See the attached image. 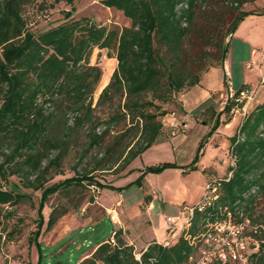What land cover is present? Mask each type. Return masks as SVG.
I'll return each instance as SVG.
<instances>
[{"label":"trees","instance_id":"16d2710c","mask_svg":"<svg viewBox=\"0 0 264 264\" xmlns=\"http://www.w3.org/2000/svg\"><path fill=\"white\" fill-rule=\"evenodd\" d=\"M32 1L0 0V179L17 175L24 186L41 188L36 227L29 240L36 246L35 264H46V252L38 236L44 223L49 229L58 218L53 208L45 221L42 210L48 196L62 188L82 184L84 180L101 188L121 190V186L99 183L90 173L115 166L125 168L160 142L161 117L167 113L161 103L173 100L176 93L199 83L200 76L188 65L190 55L185 41L197 4L205 0H98L106 7L120 10L130 24L105 25L87 16L74 18L71 6L62 11L61 22L38 32L26 29L22 14L23 6ZM59 1L53 0V3ZM63 1L70 5L73 2ZM251 1L231 0L237 13L227 28L228 35L246 16L264 14V8L257 13L241 9L244 3ZM180 3L184 5L179 7ZM95 47L106 49L108 57L114 53L117 65L93 106V94L102 75L101 68L89 62ZM227 51L228 42L222 47V63ZM116 101L117 109L108 112L105 122L99 123L95 109ZM49 104L55 111H45ZM238 104L241 103L226 98L221 109L214 111L209 100L203 103L205 110H211L213 123L198 141L185 171L197 168L196 162L208 138L220 123L231 119L227 115ZM57 114L65 117V124L66 116L72 114L69 128L85 127L88 149L109 141L90 170L43 186L46 175L51 168L59 167L69 148L67 131L59 135L49 132L52 122L59 120ZM222 114L227 116L224 120H221ZM121 122L123 125L111 133V128ZM100 124L104 127L97 130ZM228 141L233 164L229 166L228 176L216 178L217 198L200 210L194 209L189 225L174 242L153 240L137 257L134 246L124 239L121 229H115L113 242L109 238L98 242L87 256L69 264H183L194 252V246L185 235H195L207 218L221 214L220 207L227 206L237 220H241L240 212L250 220L246 212L255 198L264 194V98L243 116ZM51 150L57 152L51 156ZM176 165V161H165L145 166L135 182L141 185L143 173L160 172ZM17 188L16 185L13 188L0 185V205L12 207L20 202L24 194ZM254 225L257 230H250V234L259 245L248 264H264V239L259 237L264 226ZM50 264L66 263L56 260ZM210 264L227 263L213 261Z\"/></svg>","mask_w":264,"mask_h":264},{"label":"rangeland","instance_id":"374dc122","mask_svg":"<svg viewBox=\"0 0 264 264\" xmlns=\"http://www.w3.org/2000/svg\"><path fill=\"white\" fill-rule=\"evenodd\" d=\"M256 4L264 6V0L244 3L241 9L261 10L255 7ZM71 6L74 7L72 14L74 18L87 16L105 25L130 24V20L120 10L106 7L98 0H73L71 5L63 0L55 3L53 0H34L22 8L25 27L29 31L38 32L56 25L64 18L62 11L70 9ZM236 13L237 10L231 0H205L197 4L194 20L189 26L185 49L190 55L189 67L200 78L205 72L203 68L221 65L222 47L230 37L227 28ZM261 16L248 15L234 31V37L239 38L241 43L239 42L238 47L227 55L226 60L227 62L230 60L234 66L235 90L241 86H248L242 85L245 71L249 72L248 76L256 82L261 77L252 70L254 67L252 55L246 51L247 47L250 53L252 47L259 53L264 51V16L260 18ZM112 55L108 57L106 49L97 47L90 55V64L98 65L102 74L104 71L109 72L108 80L105 82L100 79L96 87L93 106L116 68L117 60L114 53ZM200 56L204 57L199 59ZM247 62H250L249 66ZM218 71L220 70L217 68L210 70L203 80L204 84L209 86L216 78L218 81L222 75ZM224 86L222 90L213 94L211 109L214 111H218L226 102L227 91ZM176 95L173 100L161 103L167 113L161 117L163 127L159 140L161 143L167 141L168 146L160 142L159 145L155 143L153 147L144 151L143 157L132 160L125 168L115 166L105 170H93L90 173L99 183L121 186L123 187L121 190L107 186L101 188L84 180L82 184L62 188L48 196L42 210L45 221L53 208L58 213V218L49 229L44 223L38 236V241L46 252V264L56 260L66 264L76 261L83 254L90 252L96 243L109 238L115 229H121L124 239L134 246L137 257L149 237L157 242L172 243L186 226L183 224L182 205H192L201 201L207 181L229 175V166L233 164V158L228 151V136L235 132L243 116L256 104L257 97L245 107H242L243 103L240 102L241 104L229 112L227 116L231 119L226 123H220L205 143L196 162L197 168L185 171L186 165L193 158L198 141L210 129L213 118L211 110H205L203 104L189 111L190 116H185L187 111L182 109L181 101ZM117 105L116 101L113 105L108 102L97 107L94 114L99 117L98 122H105L108 112L117 109ZM45 111H55V108L49 104L45 106ZM227 116L222 114L221 120ZM56 117L59 120L52 122L49 132L59 135L67 131L69 148L67 153H64L59 167L51 168L50 173L46 175L43 186L90 170L97 164L104 145L109 141L105 140L104 143L88 149V133L85 127L69 128L72 125V114L66 116L67 124L63 122L64 116L57 114ZM122 123L111 128V133L120 128ZM103 127V124H100L97 130ZM4 151L7 152V149ZM56 152L57 150H51V156ZM165 161H176L177 165L164 168L160 172L143 173L141 185L135 182L145 166ZM0 185L3 188H13L16 185L18 191L24 194L23 199L12 207L0 205V264H35L37 250L29 238L36 227L41 188L24 186L17 175H9L6 180L0 179ZM8 210L12 212H7ZM246 213L253 224L264 226V194H259L255 198ZM111 214L115 215V222L111 220ZM166 217L175 220L171 223ZM245 230L246 233H250L249 227ZM172 233L176 236L172 237ZM259 237L264 239V230L259 233ZM249 246V249L254 250L252 242ZM197 247L194 250V257L199 256V249L203 248L200 242H197Z\"/></svg>","mask_w":264,"mask_h":264},{"label":"built area","instance_id":"2783aa9c","mask_svg":"<svg viewBox=\"0 0 264 264\" xmlns=\"http://www.w3.org/2000/svg\"><path fill=\"white\" fill-rule=\"evenodd\" d=\"M184 5L180 3L178 6ZM254 97V90L249 87H243L236 93V90L230 85L227 86L226 98L233 99L236 102H242V107L247 106ZM218 196V179H211L205 183L204 193L201 201L192 205H182V215L184 216L183 224L185 228L189 225L190 218L195 208L202 209L210 205ZM221 214L214 216L213 219L207 218L201 229L193 236L187 234L185 237L189 243L197 247L200 242L202 247L200 254L194 257L192 252L188 257V264H208L213 261L227 264H248L251 255L258 250L259 241L250 233H246V228L256 231L257 225L251 224L248 218H244L240 212L237 220L233 217L231 210L227 206L220 207ZM111 220L115 222V215L111 214ZM169 222L175 219L166 217ZM173 230H170L172 232ZM172 237L176 236L172 233ZM109 241L113 242V232L109 236ZM253 248L249 249L250 243ZM166 243V242H165Z\"/></svg>","mask_w":264,"mask_h":264},{"label":"crops","instance_id":"0c3cea01","mask_svg":"<svg viewBox=\"0 0 264 264\" xmlns=\"http://www.w3.org/2000/svg\"><path fill=\"white\" fill-rule=\"evenodd\" d=\"M255 7L256 8H260V9H263L264 8V6H260V5H257V4H256ZM257 11L258 10H255V13H257ZM249 16H261V15L260 14H251ZM263 16L264 15H262L260 18H262ZM234 35L235 34L233 32L230 35L229 39H228V54H226V57H227V55H229L230 53H232L234 51V48L238 47V45H239V42H240L239 41V38H235ZM247 48H246V51H248V53L252 55L251 56V59L253 61V65H254V67L252 68V70L253 71H256V73H258V75H260L261 77H260L259 81L256 82V80H254V79H252V78H250L248 76L249 72L245 71L244 72V75H243V78H242L243 79L242 80V82H243L242 85L243 84H247L248 86H245V87H249V88H251V89L254 90V97H253L252 100H254V98L257 97L256 104H258L264 98V87H263L264 86V51L259 53L256 50L255 47H252L251 48V53H250L249 52L250 49L249 48L247 49ZM230 50H231V52H230ZM226 57H225L223 63L220 66H216V67L215 66L214 67L212 66L207 71H205L202 74V76H201L200 81H199L198 84H195V85L189 87L188 89H185V90H182V91L176 93L177 94L176 95V98L181 101L182 109L185 110V111H187V113L185 114V116H190L191 114L188 113L189 111H191L192 109L200 106L201 104L205 103L208 100L210 101V103L212 105L213 104L212 103L213 94H215L216 92L222 90V88L224 86V81H225V83L227 82L226 86H224V89L226 91H227V86L228 85L234 87L233 86V85H235L234 71H233L234 66H233V63L230 60L227 62ZM249 64H250V62H247V66H249ZM214 68L219 69L220 71H218V72H219V74L221 73L222 75L220 76V78H219L218 81H217L218 78H216L215 80H213V82L209 86L208 85H205L204 84V81H203L205 79V76L210 72V70H212ZM220 95L222 96L223 94L220 93ZM225 96H227V95L225 94ZM161 144H163L164 146H166L165 144H167V146H168L167 141H162ZM169 144H170V142H169ZM157 145H159V143ZM150 147H153V145L150 146ZM143 153L140 156L134 158L133 160L135 161L139 157L140 158L143 157ZM151 205H153V202H151ZM107 239L108 238H105L102 241H105ZM153 240H155V239L149 237L146 240V242L143 244L142 249H144L147 246V244L149 242L153 241ZM161 243H163V242H161ZM95 246H96V244L94 245V248H95ZM90 252H87V253L83 254L76 261H78V260L82 259L83 257L87 256Z\"/></svg>","mask_w":264,"mask_h":264},{"label":"bare ground","instance_id":"6f19581e","mask_svg":"<svg viewBox=\"0 0 264 264\" xmlns=\"http://www.w3.org/2000/svg\"><path fill=\"white\" fill-rule=\"evenodd\" d=\"M109 78V72L107 71H104V73L102 74V78H101V81H107Z\"/></svg>","mask_w":264,"mask_h":264}]
</instances>
